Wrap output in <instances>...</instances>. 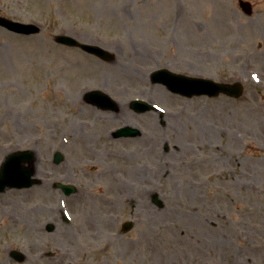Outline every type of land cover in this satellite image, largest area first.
Instances as JSON below:
<instances>
[{"label":"rangeland","instance_id":"1","mask_svg":"<svg viewBox=\"0 0 264 264\" xmlns=\"http://www.w3.org/2000/svg\"><path fill=\"white\" fill-rule=\"evenodd\" d=\"M249 1L251 14L239 0H0V16L42 26L30 36L0 26V165L10 151L32 149L33 177L51 180L0 193V264H264V0ZM64 33L113 59L58 44ZM160 66L237 78L245 92L174 94L150 81ZM105 86L127 113L84 100ZM134 97L165 117L130 112ZM140 124L150 137L113 135ZM62 132L70 161L56 164ZM79 178L93 196L59 199L52 183ZM76 233L104 244L89 251ZM12 247L25 261L11 258Z\"/></svg>","mask_w":264,"mask_h":264},{"label":"water","instance_id":"2","mask_svg":"<svg viewBox=\"0 0 264 264\" xmlns=\"http://www.w3.org/2000/svg\"><path fill=\"white\" fill-rule=\"evenodd\" d=\"M241 4L246 9L247 12H251V10L249 9L250 4L248 2L242 1ZM0 24L16 32H22L26 34L35 33L40 30V28L35 24H22L19 22H14L12 20H9L5 17H0ZM56 40L58 42H62L66 44L80 46L81 48L87 50L88 52L94 53L104 59L112 58L111 54L108 53L106 50L94 45L82 44L70 36L59 35L56 37ZM172 75H174L172 72H168L166 70H157L152 73V78L154 81L162 80L172 90L187 94L189 96H192L194 94H202V93H207L210 96H213L221 92L238 96L242 92V86L240 84L237 86H231L230 84L228 85L219 84V83H214L211 80H202V79L186 82L185 80H183V78H181V76L172 77ZM183 82L186 84H184ZM92 94L93 92L89 93L88 96H91ZM56 159L60 160L61 158L60 156H57ZM26 160L28 161L33 160L32 151H19L7 157L0 171V191L4 190L7 186L24 185L23 182L24 180H26V178L23 176L24 173L22 170L26 171L25 174H29L30 176L33 173V168L31 166L26 167L23 165V162ZM64 188L67 189L66 186ZM129 228L130 226L127 227V229ZM13 255L19 260H23L22 255L18 253H13Z\"/></svg>","mask_w":264,"mask_h":264},{"label":"flooded vegetation","instance_id":"3","mask_svg":"<svg viewBox=\"0 0 264 264\" xmlns=\"http://www.w3.org/2000/svg\"><path fill=\"white\" fill-rule=\"evenodd\" d=\"M107 87V86H106ZM108 89H110V91L111 92H113L112 90H111V88L110 87H107ZM114 93V92H113ZM115 94V93H114ZM115 96H116V98H120V95H119V93L118 94H115ZM128 108H129V110H130V112H132V113H134V114H137V115H141L142 113H137V112H134L130 107H129V105H128ZM108 112H113V113H116V114H118V115H120V113L121 112H123L122 111V108H121V106L119 107V109L117 110V111H108ZM126 111H124L123 113H125ZM155 114V113H154ZM143 115H146V114H143ZM141 117V116H140ZM142 119V118H141ZM142 122V121H141ZM153 128H154V126H153ZM78 131V130H77ZM78 133H79V131H78ZM144 134H146V135H149V131H142L141 130V132H140V134H138V135H136V136H133V137H122L124 140H132V139H130V138H136V137H138V138H141V136L142 135H144ZM149 137H150V135H149ZM149 137H147L148 139L146 140V141H148V140H150L152 143H154L153 141V139L151 138H149ZM115 138V137H114ZM127 138H129V139H127ZM119 139H121V138H119ZM146 141H140L141 143H144V142H146ZM66 162H68V161H66ZM58 175H59V173H57ZM67 181H72V182H75L76 184H78L79 185V188H78V190L73 194V195H71V196H66L61 190H60V193H61V195L59 196V199H66V200H68V199H72V198H78V199H81V200H87V199H89V198H91L92 196H93V194H94V186L90 183V185L92 186V187H90V185H88L87 184V182H85L83 179H81V178H79V179H74V180H67ZM43 182H45V181H43ZM42 181H40L39 182V184H42L43 183ZM47 183V182H46ZM52 194V193H51ZM115 220H116V218H115ZM120 221H121V219H120ZM125 221V220H124ZM124 221H122V223L124 222ZM80 234V233H79ZM82 235L80 234V235H78L76 238H75V240H76V242H77V244L78 245H80V246H85V245H97V246H101V245H103L104 243H103V240H100V241H98V242H95V243H91L90 241H86V240H84V238L82 239L81 238V240L79 239V237H81ZM110 237L111 238H114V237H112L111 235H110ZM110 240V239H109ZM100 243H102V244H100ZM105 245H108L107 243H105Z\"/></svg>","mask_w":264,"mask_h":264},{"label":"bare ground","instance_id":"4","mask_svg":"<svg viewBox=\"0 0 264 264\" xmlns=\"http://www.w3.org/2000/svg\"><path fill=\"white\" fill-rule=\"evenodd\" d=\"M129 172H130V176H134L131 180H136V178L139 176V171L135 168H131L130 170H129Z\"/></svg>","mask_w":264,"mask_h":264}]
</instances>
